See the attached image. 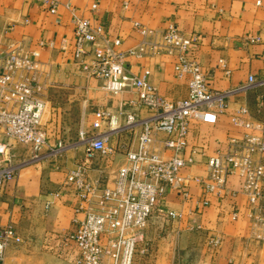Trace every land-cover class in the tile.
I'll use <instances>...</instances> for the list:
<instances>
[{
    "label": "crops",
    "instance_id": "0c3cea01",
    "mask_svg": "<svg viewBox=\"0 0 264 264\" xmlns=\"http://www.w3.org/2000/svg\"><path fill=\"white\" fill-rule=\"evenodd\" d=\"M65 2L59 0L57 15L50 16L33 0H0V55L18 46L24 51L38 49L43 67L35 74V90L44 103L42 123L47 130L37 161H31L28 147L6 138L0 130V142L9 145L15 168L0 194V229L12 227L23 240L6 251L0 264H64L45 250L44 238L71 229L74 217L81 220L97 207L100 191L113 185L126 154L136 148L139 122L152 115L138 107L136 90L112 94L105 90L103 80L82 72L71 54L59 53L57 42L72 36L70 15L62 7ZM93 3L97 4L95 13L90 9ZM71 4L82 17L102 26L109 43L119 40V50L124 52L142 39L134 23L156 33L173 24L184 34H200L194 56L207 75L208 89L226 94L227 110L219 113L211 108L191 120L180 154L186 162L183 175L205 179L206 159L227 152L228 139L243 131L230 121L234 111L246 108L255 121L264 124V0H71ZM49 42H55L54 46L48 47ZM175 60L164 54L124 58L131 75L148 70V82L169 102L188 94L187 79L174 75ZM98 109L110 114L101 128L109 133L110 152L91 160L86 179L94 187V197L84 201L66 182L83 158L84 146L54 155H47V150L57 142L77 139L80 131L90 134ZM127 114H135L131 127L126 126ZM256 134L264 138V130ZM168 138L162 132L151 135L149 149L163 160L173 156L164 147ZM189 194L185 202L172 192L167 194L163 208L181 217L165 222L153 213L145 229L151 252L148 256L137 253L134 264H264V240L256 238L264 236V228L257 223L264 211H249L237 176L229 178L222 199L208 195L207 205L200 204L203 197L195 182H189ZM47 202L50 206L45 209ZM216 237L220 244L209 245L208 240Z\"/></svg>",
    "mask_w": 264,
    "mask_h": 264
},
{
    "label": "built area",
    "instance_id": "2783aa9c",
    "mask_svg": "<svg viewBox=\"0 0 264 264\" xmlns=\"http://www.w3.org/2000/svg\"><path fill=\"white\" fill-rule=\"evenodd\" d=\"M33 1L50 16H56L61 5L59 0ZM62 7L70 15L72 36L57 42L59 53L62 56L71 54L73 63L82 72L103 80L105 90L112 94L136 90L138 107L147 108L152 115L139 122L141 131L136 148L126 154L113 185L100 191L97 207L86 212L81 220L74 217L71 229L47 235L43 241L45 250L64 264H134L137 253L148 256L151 252L150 243L145 238L149 218L153 213L165 222L180 218V213L165 210L163 202L170 192L187 201L190 198L189 182L199 186L203 197L200 204L207 205L208 195L222 199L228 191L229 178L237 176L249 211H264V138L256 134L264 130V124L255 121L246 108H239L230 115L231 123L243 131L238 137L228 139L225 154L206 159L207 177L200 179L182 174L186 162L180 154L186 147L191 120L211 108L219 113L227 110L226 94L208 89L207 75L194 56L195 48L200 44V34H184L173 24L156 33L134 23L142 39L136 47L124 52L119 50V40L109 43L102 26L82 17L71 0ZM90 9L97 12V4H91ZM54 44L49 42L47 46L53 47ZM149 54L176 57L173 72L176 78L187 79L186 98L166 101L148 82V70L140 76L127 72L126 56L145 57ZM219 65L225 68L223 60H219ZM41 67L38 49L24 51L18 46L0 55V130L6 138L28 147L32 153L31 161L41 158V148L47 141V130L42 123L44 103L35 90V74ZM248 82L253 84L252 76L248 77ZM109 119L107 110L98 109L94 112L90 134L82 131L78 134V143L84 146V156L69 172L66 182L84 201L94 197V187L86 179L91 160L96 155L104 157L110 152L107 147L109 133L101 131ZM135 123V114H127L126 126ZM154 132L168 135L164 147L173 153L170 159L163 160L150 151ZM64 147L57 142L48 148L47 155H54ZM8 150L9 145L0 142V194L6 182L15 175ZM49 206L50 203H45V209ZM257 223L264 228V217L257 219ZM256 238L264 240V236L257 235ZM22 242L12 227L0 229V262L10 246ZM208 243L217 247L220 240L211 238Z\"/></svg>",
    "mask_w": 264,
    "mask_h": 264
},
{
    "label": "rangeland",
    "instance_id": "374dc122",
    "mask_svg": "<svg viewBox=\"0 0 264 264\" xmlns=\"http://www.w3.org/2000/svg\"><path fill=\"white\" fill-rule=\"evenodd\" d=\"M78 142H79V138H77V139H69V140H64V142H62L61 145L65 146L63 149H65V148H73V147L76 148L78 146V144H80ZM13 247H16V245L10 246L8 249L13 248ZM5 254H6V252H5Z\"/></svg>",
    "mask_w": 264,
    "mask_h": 264
}]
</instances>
